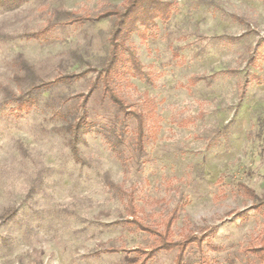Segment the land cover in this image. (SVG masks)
Here are the masks:
<instances>
[{"label": "rangeland", "instance_id": "1", "mask_svg": "<svg viewBox=\"0 0 264 264\" xmlns=\"http://www.w3.org/2000/svg\"><path fill=\"white\" fill-rule=\"evenodd\" d=\"M123 1L0 6V264H139L135 248L155 238L126 222L129 196L150 226L176 209L173 241L215 227L187 247L185 264H257L249 246L264 213L238 183L264 196V0H170L167 21L131 36L149 80L112 82L144 114V151L134 119L97 83L86 103L93 127L75 159L68 125L107 56L113 19L66 23L65 13L94 17ZM85 68L39 86L32 106L15 99ZM176 252L145 264H173Z\"/></svg>", "mask_w": 264, "mask_h": 264}, {"label": "trees", "instance_id": "2", "mask_svg": "<svg viewBox=\"0 0 264 264\" xmlns=\"http://www.w3.org/2000/svg\"><path fill=\"white\" fill-rule=\"evenodd\" d=\"M24 1L25 0H0V6L11 7ZM172 5L173 4L170 0H124L121 6H112L111 8L103 9L94 17L65 13L67 16L66 23H82L89 20H99L105 17H112L113 19L108 35L109 47L107 56L102 65L95 70V79L90 82L88 91L79 94L81 95L80 97H82L80 103L81 111L68 125L70 137L69 146L75 159H78L77 144L81 141L82 135L90 132L93 127V123L88 120L86 103L97 83L100 84L103 95H105L124 116H131L134 119L136 123L135 147L138 153L144 151V145L142 142L144 135V114L139 109L132 108L131 105L116 91L112 82L115 79H124L128 74L135 75L146 81L149 80V74L144 69L137 52L132 45L131 36L133 33H140V35L144 36L147 31L156 24V20L167 21L171 15ZM52 25L53 23L50 22L44 30L40 31V33L48 32ZM249 60H254L252 55ZM22 68L24 71H29V68L25 65H22ZM88 70H90V68H85L80 72L73 71L66 74L59 73L50 81H43L40 84H31L27 90L17 95L15 99L20 105H25L27 107L32 106L35 103V91L39 86L62 81L67 78H78L85 75ZM230 71L234 70L231 69ZM241 87V92L243 93L244 84H242ZM102 136L109 141L108 133H102ZM238 187L250 199H258V202L251 205V208L264 213V196L257 197L254 190L243 182H239ZM127 211L129 214L128 216H130V218H126L128 224L146 231L155 238L154 243L148 247L135 248V250L142 255L139 264H145L148 259L153 258L159 251H167L174 247L177 248V252L173 264H185L184 252L187 247L190 244H195L198 247H201L206 238L215 231V227L204 228L200 235L189 233L184 235L182 240L173 241L170 237L172 225L176 218V209L169 212L168 216L163 218L162 227L150 226L141 222L137 217L138 211L133 204L131 196L128 198ZM246 213V210H241L237 215L243 219L246 217ZM107 250L112 251L115 250V248H108ZM249 250L254 253L255 258L258 260L257 264H264V227L258 242L249 246Z\"/></svg>", "mask_w": 264, "mask_h": 264}]
</instances>
